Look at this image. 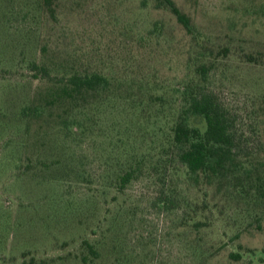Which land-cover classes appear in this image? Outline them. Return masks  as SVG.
Returning a JSON list of instances; mask_svg holds the SVG:
<instances>
[{
    "label": "rangeland",
    "instance_id": "rangeland-1",
    "mask_svg": "<svg viewBox=\"0 0 264 264\" xmlns=\"http://www.w3.org/2000/svg\"><path fill=\"white\" fill-rule=\"evenodd\" d=\"M174 1L191 16L192 34L158 0H54V12L44 0H0V264H23L33 256L47 264H80L76 247L87 232L88 218L101 213L96 202L116 196L109 186L113 142L103 136L109 129L103 133L100 129L114 120H120L124 135L148 159L143 178L130 184L111 207L114 213L120 211L121 218L131 217L127 227L110 226L119 255H130V264H248L249 258L239 263L229 258L242 244L259 250L253 262L259 264L264 219L261 227L254 222L247 230L242 228L240 239L232 240L222 217L214 234H209L208 245L201 242L207 249L206 256H201L195 235L177 225L180 214L161 212L153 205V194L168 181L150 162L158 160V155L165 157L159 141L166 128L158 130L163 126L160 122L154 131L140 117L155 134L140 130L136 110L126 102L113 104L112 114L102 113L94 138L73 145L76 157L71 177L33 179L15 169L23 140L18 127L21 109L39 86L29 66L42 53L58 68L98 67L111 71L123 84L137 88L150 83L169 97L171 89L184 85L188 55L195 51L192 36L213 40L229 36L245 49L264 39V0ZM209 85L232 109H243L245 101L264 94V72L225 60ZM193 123L204 128L201 118ZM245 137L250 148L257 144V136ZM153 145L155 149L150 150ZM50 239L58 245L53 247Z\"/></svg>",
    "mask_w": 264,
    "mask_h": 264
},
{
    "label": "trees",
    "instance_id": "trees-1",
    "mask_svg": "<svg viewBox=\"0 0 264 264\" xmlns=\"http://www.w3.org/2000/svg\"><path fill=\"white\" fill-rule=\"evenodd\" d=\"M53 1L44 0L51 12H54ZM158 2L176 16L186 33L192 34L194 25L189 14L174 0ZM220 39L192 36L191 46L195 51L188 55L184 85L177 91L171 89L169 97L150 83L137 88L123 84L111 71L98 67L58 68L45 52L42 53L41 58L31 61L29 66L39 86L30 102L21 109L18 127L23 140L19 141L15 169H21L33 179L49 175L64 181L63 178L71 177L76 157L73 145L94 138L102 113L109 110L112 114L113 104L126 102L136 110L140 130L153 132L140 117L152 124L154 131L161 123L163 126L158 130L166 128L165 132H160L159 141L165 157L158 155V160L150 162L167 175L168 181L153 194L152 203L161 212L180 214L177 225L185 233L195 235L201 256L207 254L202 243L208 245L209 234H214L222 217L233 234L232 240L240 239L243 230L254 222L261 227L264 219V94L251 97L244 102L243 109L234 110L209 84L225 60L264 72V39L259 38L247 49L233 44L232 37ZM195 118L204 121V128L193 123ZM100 129L102 133L109 129L103 136L105 141L113 142L108 157L112 167L109 186L116 196L114 201L96 202L95 208H100L101 213L88 218L87 232L81 237L75 256L80 264H130V255H119L117 239L112 237L110 226L127 227L131 217L121 218L120 211L114 213L111 207L114 202L118 204V197L130 184L143 178L148 159L139 145L131 143L130 137L124 135L120 120L108 123L106 128L101 125ZM125 129L131 130L128 126ZM250 135L257 136V144L252 148L245 137ZM149 149H155L154 145ZM50 241L53 247L58 245ZM258 251L239 244L229 253V258L236 263L249 258L248 264H253ZM258 261L264 264V248ZM23 264H47V261L33 256Z\"/></svg>",
    "mask_w": 264,
    "mask_h": 264
}]
</instances>
